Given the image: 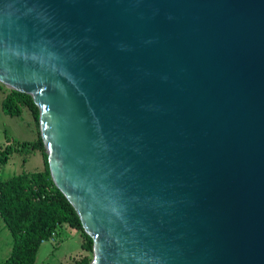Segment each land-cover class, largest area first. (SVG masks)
<instances>
[{"label":"water","instance_id":"95a60500","mask_svg":"<svg viewBox=\"0 0 264 264\" xmlns=\"http://www.w3.org/2000/svg\"><path fill=\"white\" fill-rule=\"evenodd\" d=\"M90 264H264V0H0Z\"/></svg>","mask_w":264,"mask_h":264},{"label":"trees","instance_id":"16d2710c","mask_svg":"<svg viewBox=\"0 0 264 264\" xmlns=\"http://www.w3.org/2000/svg\"><path fill=\"white\" fill-rule=\"evenodd\" d=\"M23 108L28 109L38 130L39 111L32 98L10 90L2 101L4 114L20 117ZM23 149L38 150L44 168L39 172L22 173L8 180H0V217L13 239L11 254L1 264H34L42 242L49 241L52 234L59 236L63 226L78 231L82 239V253L74 264H90L92 239L82 229L72 205L55 187L40 135L35 142H23L18 148H7L3 157Z\"/></svg>","mask_w":264,"mask_h":264},{"label":"rangeland","instance_id":"374dc122","mask_svg":"<svg viewBox=\"0 0 264 264\" xmlns=\"http://www.w3.org/2000/svg\"><path fill=\"white\" fill-rule=\"evenodd\" d=\"M10 92L0 82V180H8L22 173H34L44 168L38 150L12 151L8 157L7 148H18L23 142H35L40 135L27 108L22 109L20 117H10L2 111V101ZM41 138V136H40ZM11 150V149H10ZM4 158V160H2ZM82 239L80 233L63 226L60 235L43 242L37 252L34 264H74L80 258ZM13 239L10 231L0 217V264L11 254ZM92 260V252L90 253Z\"/></svg>","mask_w":264,"mask_h":264},{"label":"built area","instance_id":"2783aa9c","mask_svg":"<svg viewBox=\"0 0 264 264\" xmlns=\"http://www.w3.org/2000/svg\"><path fill=\"white\" fill-rule=\"evenodd\" d=\"M54 236H55V235H54V234H52V238H51L50 240H52V239L54 238ZM42 243H43V242H42Z\"/></svg>","mask_w":264,"mask_h":264},{"label":"crops","instance_id":"0c3cea01","mask_svg":"<svg viewBox=\"0 0 264 264\" xmlns=\"http://www.w3.org/2000/svg\"><path fill=\"white\" fill-rule=\"evenodd\" d=\"M82 251V250H81Z\"/></svg>","mask_w":264,"mask_h":264}]
</instances>
